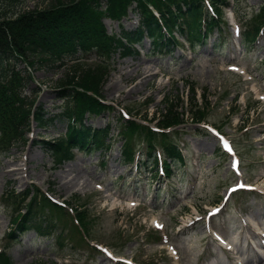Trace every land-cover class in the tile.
Segmentation results:
<instances>
[{
  "label": "rangeland",
  "instance_id": "1",
  "mask_svg": "<svg viewBox=\"0 0 264 264\" xmlns=\"http://www.w3.org/2000/svg\"><path fill=\"white\" fill-rule=\"evenodd\" d=\"M261 2L238 0L235 9L223 8L221 11L225 14H220V18L224 23L209 32L207 44L189 46L184 33L174 30L176 38L184 45L176 44L168 52L155 53L144 36L133 44L139 51L138 56L123 57L116 51L109 58L107 67H102L90 54L74 65V69L77 73L87 68L95 78L100 71L103 81L99 83L98 92L103 100L136 117L153 116L162 108L163 98L173 95L181 97L182 111L187 113V92L182 83L190 82L196 90L198 106L201 105L200 97L207 101L206 124L233 144L240 158L242 177L264 189V101L257 102L258 94L264 97V34L251 47H240L237 51V40L232 44L226 21V16L232 15L241 31L248 29ZM39 5L42 4L35 6ZM27 8L32 10L33 3H28ZM135 19L136 15L129 13L119 23L103 20V24L107 33L118 35L122 30H133ZM72 64L52 72L40 65L34 66L22 98L34 102L45 117L56 116L61 101L56 98L54 89L63 76L69 75L68 66ZM228 64L239 66L252 80L244 82L243 78L226 69ZM21 68L28 70L23 63ZM143 69L152 72L151 78L145 79L147 82L141 75ZM128 75L131 77L123 78ZM117 118L115 108L99 116L86 115L84 119L86 124L97 128L108 124L109 131L104 140L105 145L108 143L107 150L101 148L87 153L73 150L68 161L55 164V159L36 139L51 141L62 135L65 121L60 119L46 120L45 127L40 128L32 123L27 143L12 141L5 154L0 155V250L3 249L11 264H111L103 254L88 249L76 233L66 232L69 224H64L63 220L56 228V234L65 231L60 245L56 244L57 239L52 242L45 234L38 236L34 231L7 242L5 234L11 223L8 219L14 203L18 202L11 199L9 193L30 187L48 191L47 195L53 200L67 203L72 211L79 212L77 207L85 206L91 222V228L85 229L92 240L90 244L108 250L114 258L131 260L134 264H232L233 260L202 233L199 224L187 227L196 217V211L202 215L203 210L216 205L227 185L235 180L228 171V159L213 156L217 148L215 139L194 132L190 126L169 137L167 141L183 153L185 166L183 170L173 169V176L165 182L160 178L152 179L148 168L141 164L145 159L144 145L137 134L129 142L133 162L122 161L120 153L127 139L120 133ZM153 145L160 153L158 138L154 139ZM11 169H16L14 176L9 175ZM67 181H73L74 185L65 186ZM27 200L18 204L20 210L27 205ZM127 202H134L135 207L128 208ZM35 216L42 221L51 215L44 207L40 213L36 211ZM239 218L264 231V201L252 194L233 195L225 212L211 222L212 228L232 244L241 264H264V257L259 258L248 251L242 254L244 247L240 244L248 234L238 222ZM153 225L161 227L163 241L148 237V232L154 231ZM253 243L257 247V240ZM168 246L175 250L176 260L165 256L163 249Z\"/></svg>",
  "mask_w": 264,
  "mask_h": 264
},
{
  "label": "trees",
  "instance_id": "2",
  "mask_svg": "<svg viewBox=\"0 0 264 264\" xmlns=\"http://www.w3.org/2000/svg\"><path fill=\"white\" fill-rule=\"evenodd\" d=\"M217 4L218 0H210ZM28 3H33L32 10L27 8ZM134 3L140 26L150 35L157 34V23L148 12L146 3H150L162 15H168L167 20L173 24V15L168 5H173L177 16H182L178 7L182 3L189 16V32L197 41L199 33L196 31V21L202 7L200 0H0V154L5 153L12 141L19 140L23 144L25 133L30 126L31 117L37 121L38 126L45 127L40 108H34L32 102L22 98L23 89L30 83V76L34 66L45 67L48 71L66 69L68 63H73L69 68V75L56 83L57 97L64 101L63 112L65 119L75 116L76 120L82 118L84 113H101L105 108L93 98L84 94L90 91L98 95L99 83L102 80L100 71L98 78L89 74V70L82 69L76 73L74 65L80 63L81 57L93 53L97 56V65L107 67L109 55L118 47L122 55H129L128 46L122 45L119 38L108 36L102 25L103 18L118 20L124 16L127 6ZM42 4L39 6H35ZM35 6V7H34ZM256 22L253 31L258 25L264 23V5L254 17ZM212 24V23H211ZM138 27L131 39L140 38ZM244 47L252 41L253 34H244ZM162 49L154 42L153 49ZM27 66L19 69L20 64ZM186 87L185 105L186 116L190 122L204 121V111L207 101L200 97L201 105L197 104L196 90L190 82H183ZM163 98L162 108L150 117L147 114L140 118L155 121L158 127H169L183 123L185 112L182 111L183 102L180 96ZM33 107V108H32ZM192 107L194 109H192ZM186 120V119H185ZM125 134L132 135L139 129L145 132L147 139H151L148 130L128 122L124 124ZM106 137V130L98 131L87 128L83 124L72 125L64 135L52 143H45L48 153L55 159V164L70 158V148L88 151L102 145ZM165 154L170 163L177 168L181 159L172 146L164 147ZM125 160L130 157V149L123 152ZM164 173L171 176L169 164L164 162ZM25 193L22 200L27 196ZM65 206H68L65 203ZM46 208L51 216H45L44 221L35 218L36 211L40 213ZM69 207V206H68ZM79 212L73 211L74 219L86 234L85 229L90 227V219L86 215L85 206L77 207ZM63 218H68L64 209L49 204L35 191L27 204L26 213L21 218L15 229L20 233L33 230L39 236L44 234L49 237L56 230V224ZM63 231L59 232V236ZM8 238L15 239L14 235L7 234ZM87 235V234H86ZM63 237V236H62ZM60 239V237H58ZM60 245V243H57ZM0 264H11L10 259L3 252L0 253Z\"/></svg>",
  "mask_w": 264,
  "mask_h": 264
},
{
  "label": "bare ground",
  "instance_id": "3",
  "mask_svg": "<svg viewBox=\"0 0 264 264\" xmlns=\"http://www.w3.org/2000/svg\"><path fill=\"white\" fill-rule=\"evenodd\" d=\"M142 66V65H141ZM151 68V67H150ZM152 69V68H151ZM133 72V71H132ZM152 73V72H151ZM150 73V71L149 70H146V69H143V73L141 74V73H139V76H140V74L141 75H143L144 76V80L145 79H150L151 78V76H152V74ZM131 75V74H130ZM134 75V74H133ZM130 78L131 76H124L123 78L125 79V78ZM142 77V76H141ZM147 79V80H148ZM146 81V80H145ZM147 82V81H146ZM139 83V82H138ZM114 85H116V84H114ZM118 87V86H117ZM123 90H121V92H122ZM123 93V92H122ZM21 170V169H20ZM18 171H19V169H18ZM16 174V169H11V170H9V175L10 176H14ZM17 174H20V173H17ZM19 176V175H18ZM68 184H72V185H74V182L73 181H67V183H65V186H67ZM75 185H76V183H75ZM254 218V217H253ZM252 219V218H251ZM253 220V219H252ZM252 220H250V221H252ZM255 220V219H254ZM257 221V220H256ZM253 222V221H252ZM251 223V222H250ZM249 224V223H248ZM232 248H234V247H232ZM228 249H230V248H228ZM256 259H258V258H256ZM249 264H256L255 262H249Z\"/></svg>",
  "mask_w": 264,
  "mask_h": 264
}]
</instances>
